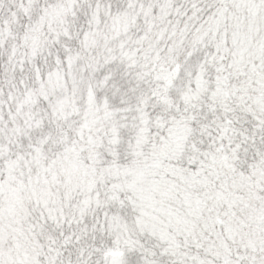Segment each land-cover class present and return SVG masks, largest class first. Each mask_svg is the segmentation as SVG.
<instances>
[{
    "label": "snow or ice",
    "instance_id": "snow-or-ice-1",
    "mask_svg": "<svg viewBox=\"0 0 264 264\" xmlns=\"http://www.w3.org/2000/svg\"><path fill=\"white\" fill-rule=\"evenodd\" d=\"M0 264H264V0H0Z\"/></svg>",
    "mask_w": 264,
    "mask_h": 264
}]
</instances>
